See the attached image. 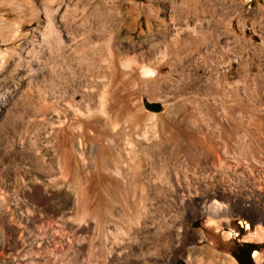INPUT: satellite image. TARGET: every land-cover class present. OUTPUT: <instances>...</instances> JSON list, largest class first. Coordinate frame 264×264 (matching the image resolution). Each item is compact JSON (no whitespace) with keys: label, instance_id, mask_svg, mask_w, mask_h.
I'll return each mask as SVG.
<instances>
[{"label":"rangeland","instance_id":"obj_1","mask_svg":"<svg viewBox=\"0 0 264 264\" xmlns=\"http://www.w3.org/2000/svg\"><path fill=\"white\" fill-rule=\"evenodd\" d=\"M86 1L0 0V264H264V0Z\"/></svg>","mask_w":264,"mask_h":264},{"label":"bare ground","instance_id":"obj_2","mask_svg":"<svg viewBox=\"0 0 264 264\" xmlns=\"http://www.w3.org/2000/svg\"><path fill=\"white\" fill-rule=\"evenodd\" d=\"M87 2H88V0L84 3V5L86 6V4H87ZM69 6V4L66 6V7H68ZM60 8V7H59ZM68 9V8H67ZM73 12H71V14H72ZM70 14V15H71ZM56 19H58V18H56L55 17V19H51L50 20V23H49V28L43 33V36H41V38L40 39H36V38H33V39H31V41L29 42V46H27L26 48H25V51H29V49L30 50H32V49H35V46H37L38 47V50H37V54H38V56H37V58L36 57H33L32 59H31V61H29L30 63H29V65H30V68H31V70L32 71H36V70H38L39 68H40V66H41V64H47V66H50L51 67V70L52 69H54V67H55V65L59 62V59H58V55H57V52H58V47H56V46H52V45H50V46H47L46 48H43V44H47V42H51V43H54L55 42V40H53L52 38H53V35H54V33H55V31L56 30H58V29H60V26H62L61 24H58L57 23V20ZM60 21V20H59ZM58 21V22H59ZM69 22V21H68ZM67 24V23H66ZM40 37V36H39ZM56 40H58L59 42H61L62 44H64V39H63V37L61 36V34H60V36L56 39ZM90 42H91V40L90 39H87L86 41H83V42H80L79 44H78V50L80 49V54H81V57H83V56H85V59H84V57L83 58H81L80 60H79V63L80 62H82L83 61V59H84V61L83 62H85L86 63V66H85V71L86 72H88L89 73V71H91L92 69H90V67H91V64H90V62L88 61V59H90L91 57L89 56V54H91V46L89 47V44H90ZM66 44V43H65ZM64 44V45H65ZM56 45V44H55ZM58 45V44H57ZM93 53V52H92ZM88 56L90 57V58H88ZM92 56V55H91ZM21 57L23 58V55H21ZM54 64H53V63ZM84 63V64H85ZM83 64V63H82ZM75 65V64H74ZM72 63H70V64H65L64 66H66L67 68H69V70L72 72V73H74V72H77L78 70L77 69H79V66L76 68L75 66H74ZM61 66H62V64H61ZM74 67L76 68V69H74ZM61 68V67H60ZM65 68V67H64ZM55 70V69H54ZM68 70V69H67ZM63 71V70H62ZM69 71V72H70ZM80 71V70H79ZM53 70L52 71H50L49 73V78L51 79V77H52V75H53ZM57 72V71H56ZM82 72V71H81ZM66 73V72H65ZM83 73V72H82ZM55 74L56 73H54V75H53V77H52V79L53 80H56V79H61V76L63 77V74L61 75V72H59V74H57V76H55ZM51 75V76H50ZM47 77V76H46ZM48 78V77H47ZM47 78H46V80H47ZM65 78V77H64ZM33 79V78H32ZM50 81V80H49ZM56 81H58V80H56ZM51 82V81H50ZM68 82H70L68 85H69V87L71 88H69L68 89V85H67V87L65 88V90H64V92L66 91V92H69V91H72V93H71V95H70V98L72 99V98H74V94L76 95V93H78V92H81V87H82V85H86V86H90L91 88L93 87L92 85H90V84H85V83H83V82H81V81H77L74 77H70V79H69V81ZM63 83V82H62ZM82 84V85H81ZM80 88V89H79ZM228 89H229V92H230V89H231V87H230V85L228 86ZM93 90H94V88H93ZM95 92V91H94ZM94 92H86V93H84V94H86V95H88V100L89 101H91V100H93L94 99ZM233 92V91H232ZM102 95H101V97H100V104H101V106H102V109H103V107H105V104H106V102H107V100L105 99V95H104V93H101ZM233 94H235L234 92H233ZM236 96V95H235ZM234 97V96H233ZM236 99V98H235ZM237 100V99H236ZM24 101H25V99H24ZM33 101V100H32ZM238 101V100H237ZM96 103V102H95ZM26 105V106H25ZM24 106L25 107H27V110H28V112H29V114H30V110L32 109V103H31V101H28L26 104H25ZM89 106V111H91L92 110V107H91V105H92V103L91 102H89V104H88ZM255 108V114L253 115H250L248 118H247V120H246V122H244L245 123V126L246 125H248V124H250L251 126H253V127H255V129L256 130H258V131H260L261 129H260V126H259V123H258V121H257V114H258V108L257 107H254ZM106 109V108H105ZM32 113V112H31ZM83 113V112H82ZM10 120V119H9ZM243 123V124H244ZM257 123H258V125H257ZM11 124V123H10ZM241 125V124H240ZM239 125V126H240ZM250 125H248V126H250ZM241 126H244V125H241ZM13 130V129H12ZM4 132V131H3ZM9 132V131H8ZM262 133V132H261ZM260 133V134H261ZM264 133V132H263ZM5 134V133H4ZM8 134V133H7ZM5 136V135H4ZM262 136V135H261ZM2 138H4L3 136L1 137V139ZM8 140V139H7ZM1 143H3V142H1ZM3 145V144H2ZM243 146V148L245 147L244 145H242ZM1 147V146H0ZM209 149H208V152H206L207 154L206 155H208V156H210V154H209ZM225 151L226 152H232V150L230 149V147L227 145V144H225ZM232 158H234V156L232 157ZM215 163V162H214ZM220 168L222 167V165H223V161H221V160H219L218 161V164H217ZM249 171H251V169L249 168ZM252 173V172H251ZM204 174V173H203ZM207 174H209V172H207ZM207 177H212L211 176V174H209V175H207ZM262 177H263V179H264V172H263V174H262ZM185 178H186V181H187V186L190 188V186H191V182H190V180L191 179H195V180H197V179H199V178H201V175H199V171L197 170V168L196 167H194V166H192V167H189V169L187 170V171H185ZM211 184V183H210ZM43 242V241H42ZM257 252L258 251H256V254H257ZM32 260V259H31ZM35 261V260H34ZM36 262V261H35ZM70 262V261H69ZM27 263V262H26ZM21 264H23V263H21ZM31 264V263H30Z\"/></svg>","mask_w":264,"mask_h":264},{"label":"flooded vegetation","instance_id":"obj_3","mask_svg":"<svg viewBox=\"0 0 264 264\" xmlns=\"http://www.w3.org/2000/svg\"><path fill=\"white\" fill-rule=\"evenodd\" d=\"M250 253H251V247L249 248L248 250V257H250ZM237 259L242 263V264H247V260H246V257H245V254L243 252V249L240 251L239 254H237Z\"/></svg>","mask_w":264,"mask_h":264},{"label":"water","instance_id":"obj_4","mask_svg":"<svg viewBox=\"0 0 264 264\" xmlns=\"http://www.w3.org/2000/svg\"><path fill=\"white\" fill-rule=\"evenodd\" d=\"M152 105L154 106V108H157L158 110L161 108L159 103H155V104H152Z\"/></svg>","mask_w":264,"mask_h":264}]
</instances>
